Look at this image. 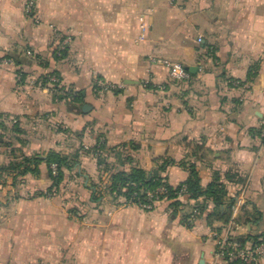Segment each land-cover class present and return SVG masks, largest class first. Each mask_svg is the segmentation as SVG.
Wrapping results in <instances>:
<instances>
[{
    "label": "crops",
    "instance_id": "crops-1",
    "mask_svg": "<svg viewBox=\"0 0 264 264\" xmlns=\"http://www.w3.org/2000/svg\"><path fill=\"white\" fill-rule=\"evenodd\" d=\"M62 36L68 52L57 60ZM154 58L180 62L191 75L174 79ZM19 67L58 70L90 107L72 111L47 88L19 85ZM97 77L119 91L97 94ZM0 115L11 141L0 147V165L14 149L71 152L103 137L122 153L108 157L117 168L152 170L156 158L171 157L162 175L173 185L189 177L182 162H195L204 187L216 177L226 184L234 216L262 213L234 234L264 233V0H0ZM82 167L86 176L56 194L37 193L52 184L46 163L38 175L0 179V264H229L216 255L213 231L230 227L209 222L213 202L193 227L164 201L154 209L109 198L98 205L88 182L106 172L93 155ZM184 200L186 211L197 202Z\"/></svg>",
    "mask_w": 264,
    "mask_h": 264
},
{
    "label": "trees",
    "instance_id": "trees-1",
    "mask_svg": "<svg viewBox=\"0 0 264 264\" xmlns=\"http://www.w3.org/2000/svg\"><path fill=\"white\" fill-rule=\"evenodd\" d=\"M63 40L64 36L60 38L54 51V57L57 60L65 58L68 52V45L62 46ZM35 57L43 64H48L42 56L35 55ZM53 75H59L63 80L62 74L58 70H52L39 75H32L22 67H19L17 70L19 85H24L29 79L34 78L37 82L42 81L43 87L48 86ZM58 86V84L55 85L57 88V92L53 94L55 98L65 99L70 110L82 112L84 101L82 91L71 87L67 88L65 85L59 86V88ZM148 86H152L151 83H148ZM94 90L97 94L106 91V89L97 83L94 84ZM113 90L119 91L116 87ZM12 128L18 131L19 123L15 122ZM8 129L9 127L5 123V119L0 115V147L4 145L11 146V141L5 139V132ZM111 152H114L115 156L122 154L117 147L109 148L106 139L103 137H99L94 145L87 146L82 144L71 152L51 149L44 153L39 152L26 155L18 154L14 149L12 153L14 159L8 165H0V179L8 174H12L15 181L18 176L28 173L38 175L41 172V165L46 163L52 184L46 191H39L37 193L42 195L56 194L65 190L67 187L65 183L69 179L75 176H86V170L82 167V159L85 155H93L98 159L102 170L107 173L106 176L101 173L97 181L89 179L88 182V187L91 190V200L98 205L102 204L106 198H109L116 205H122L127 201L133 200L135 203H151L153 204L152 208L145 209H154L159 202L164 201L168 203L171 216L177 217L180 215L182 221L188 227H193L196 220L208 210L209 202L215 204L214 210L208 215L210 223L220 220L224 224H228L231 219H234L238 223L253 227L262 217V213L258 210L253 212L246 209L234 216L236 201L226 199L228 193L226 184L220 180V177H216L215 180L204 187L195 162H182L184 165L188 164L190 170L189 177L184 182L173 185L170 183L168 177L162 175V171L175 162L171 157L163 156L156 158L155 161L158 163V167L152 170L140 165L133 166L127 170L125 168H117L113 163L108 161ZM161 187L164 188V192L158 191ZM184 196H187L190 200H197L190 211L185 210L188 203L184 200ZM201 197H204V200L200 201ZM69 210L72 214L79 212L77 206ZM217 230L221 231L222 228H218ZM231 238L236 240L242 248H255L264 242V233L250 232L246 236L232 234ZM228 262L229 264H244L241 259Z\"/></svg>",
    "mask_w": 264,
    "mask_h": 264
},
{
    "label": "built area",
    "instance_id": "built-area-1",
    "mask_svg": "<svg viewBox=\"0 0 264 264\" xmlns=\"http://www.w3.org/2000/svg\"><path fill=\"white\" fill-rule=\"evenodd\" d=\"M29 10H31V7H28ZM141 29L142 33L140 35L141 39H145L147 37V25L144 22V20L141 23ZM70 41L69 37H66L62 41V46H65ZM154 61L161 62L168 66L170 70V75L177 80L187 79L190 76L189 70L185 67L184 64L180 62H174L162 58H154ZM27 83L33 84L35 87L40 88H47L51 93H56L57 88L55 87L56 84H58L60 87L64 85L63 80L59 75H53L50 79V85L44 86L42 85V81L37 82L36 79L32 78L27 81ZM95 83L102 86L104 89L109 90L113 89L115 86L108 82L107 80L103 78H97L95 80ZM58 86V88H59ZM260 135L262 139L264 140V118L261 121V127H260ZM160 192H164V188L161 187L158 189ZM158 202V200H157ZM139 205L143 208H152L153 204L148 203H135L133 200L127 201L125 205ZM228 226L230 227V231L226 234L222 233L221 231H218L217 229L213 231V235L217 240V247H216V255L221 258H225L226 260L232 262L234 260L241 259L244 264H260L264 260V242L259 244L255 248H242L240 247L239 243L231 238V235L234 234V230L240 226V223L235 221L234 219H231L228 223Z\"/></svg>",
    "mask_w": 264,
    "mask_h": 264
},
{
    "label": "water",
    "instance_id": "water-1",
    "mask_svg": "<svg viewBox=\"0 0 264 264\" xmlns=\"http://www.w3.org/2000/svg\"><path fill=\"white\" fill-rule=\"evenodd\" d=\"M188 68L191 69V70H194L196 67H188ZM89 107H90L89 104H84L82 109H83V111H87Z\"/></svg>",
    "mask_w": 264,
    "mask_h": 264
},
{
    "label": "rangeland",
    "instance_id": "rangeland-1",
    "mask_svg": "<svg viewBox=\"0 0 264 264\" xmlns=\"http://www.w3.org/2000/svg\"><path fill=\"white\" fill-rule=\"evenodd\" d=\"M103 175L106 176L107 174L106 173H103ZM103 188H104V186H103ZM68 190H70V189H68ZM122 205H125V204H122Z\"/></svg>",
    "mask_w": 264,
    "mask_h": 264
}]
</instances>
